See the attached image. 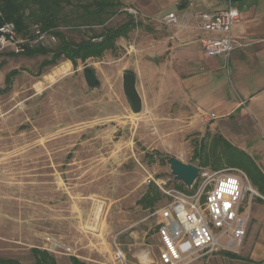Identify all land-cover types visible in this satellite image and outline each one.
<instances>
[{
  "label": "rangeland",
  "instance_id": "1",
  "mask_svg": "<svg viewBox=\"0 0 264 264\" xmlns=\"http://www.w3.org/2000/svg\"><path fill=\"white\" fill-rule=\"evenodd\" d=\"M131 16L137 26L114 49L78 59L66 73L65 56L50 64L51 54L0 53V255L30 264L31 250L40 248L59 264H73L72 257L88 264H160L159 211L170 199L162 192L153 208L139 201L153 185L187 190L172 174L170 157L200 166L201 157L209 156L210 164L201 167L238 168L256 186L260 171L252 160H224V148L213 149L215 134L192 123L189 113L174 109L160 92L167 89L169 64L166 57L159 66L152 60L165 49L157 40L168 34L167 25L124 6L106 27ZM60 29L75 40L88 30ZM87 66L95 70L99 88L88 86ZM126 71L137 75L139 114L123 90ZM96 204L102 209L93 227ZM233 259L210 249L184 264H234Z\"/></svg>",
  "mask_w": 264,
  "mask_h": 264
},
{
  "label": "crops",
  "instance_id": "2",
  "mask_svg": "<svg viewBox=\"0 0 264 264\" xmlns=\"http://www.w3.org/2000/svg\"><path fill=\"white\" fill-rule=\"evenodd\" d=\"M120 1L147 20L176 13L179 24L166 26L168 34L157 40V46L165 49L152 60L159 66L166 57L169 64L167 89L160 92L168 95L174 109L189 113L192 123L197 121L207 131L220 133L247 154L264 176V0H233L240 20L233 27L238 45L229 61L205 56L199 40L204 33L194 19L199 11L223 10L226 0ZM72 65L71 61L64 62L62 72ZM254 188L264 196L257 186ZM237 255L234 264H264L262 198L252 203L247 235Z\"/></svg>",
  "mask_w": 264,
  "mask_h": 264
},
{
  "label": "built area",
  "instance_id": "3",
  "mask_svg": "<svg viewBox=\"0 0 264 264\" xmlns=\"http://www.w3.org/2000/svg\"><path fill=\"white\" fill-rule=\"evenodd\" d=\"M226 2L227 7L223 10L215 13L199 11L194 14V19L198 21L197 28L204 33L199 40L205 56L224 57L229 61L238 45L233 27L240 20V12L233 0ZM159 20L167 26L180 22L174 12ZM56 42V36L42 30L38 24L26 36L19 34L14 22L0 25V53L20 54L28 48L52 46ZM199 167V177L187 190L159 184L170 199L159 211L160 264H184L210 249L239 252L247 235L252 203L257 197L264 199L238 168L210 171ZM248 198L244 207L243 202Z\"/></svg>",
  "mask_w": 264,
  "mask_h": 264
},
{
  "label": "trees",
  "instance_id": "4",
  "mask_svg": "<svg viewBox=\"0 0 264 264\" xmlns=\"http://www.w3.org/2000/svg\"><path fill=\"white\" fill-rule=\"evenodd\" d=\"M122 7L124 5L120 0H91L78 3H73L71 0H0V25L5 22H14L19 34L23 36L31 33V24L40 25L42 30L56 36L57 43L54 46L28 48L24 54L29 56L51 54V58L46 60V63L50 64L61 56H65L66 59L77 65L78 59L86 61L91 57L102 55L105 50L114 49L116 40L126 37L137 26L131 16L118 26L106 27L107 22ZM97 26H101L103 30L94 29ZM61 27H86L88 30L84 32L80 40H75L62 31ZM212 146L214 150L220 147L224 148L221 153L226 161H234L237 160L236 158L247 156L243 151L233 147L220 133L214 135ZM209 158V156L201 157L200 166L209 165ZM219 159L220 157H218ZM239 160L243 162V160ZM255 168L258 170L256 166ZM254 181L258 189L264 193V176L259 173ZM162 197V191L153 185L148 188L139 203L144 208H153ZM31 252L34 260L30 264H59L56 258L45 249L33 248ZM221 253L232 258L238 257L237 253L231 251L221 250ZM72 262L73 264H88L77 257H72ZM0 264L24 263L16 258L0 255Z\"/></svg>",
  "mask_w": 264,
  "mask_h": 264
},
{
  "label": "water",
  "instance_id": "5",
  "mask_svg": "<svg viewBox=\"0 0 264 264\" xmlns=\"http://www.w3.org/2000/svg\"><path fill=\"white\" fill-rule=\"evenodd\" d=\"M84 76L91 89L101 86V81L92 67H85ZM123 90L132 112L135 114L141 113L143 110V99L137 89V75L135 73L126 71L123 74ZM169 164L175 179L182 182L187 188H191L199 177L200 167L193 163L183 162L176 157H170Z\"/></svg>",
  "mask_w": 264,
  "mask_h": 264
},
{
  "label": "bare ground",
  "instance_id": "6",
  "mask_svg": "<svg viewBox=\"0 0 264 264\" xmlns=\"http://www.w3.org/2000/svg\"><path fill=\"white\" fill-rule=\"evenodd\" d=\"M101 209H102V205L101 204H96L95 207H94V210H93V222L91 223L93 227L96 226L97 224V221L100 217V214H101ZM148 251V250H147Z\"/></svg>",
  "mask_w": 264,
  "mask_h": 264
}]
</instances>
